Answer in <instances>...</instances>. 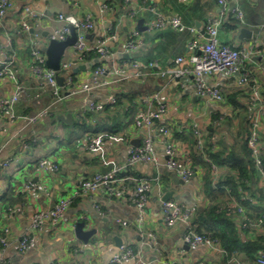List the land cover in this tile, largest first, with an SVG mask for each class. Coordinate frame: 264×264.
<instances>
[{"label": "crops", "instance_id": "1", "mask_svg": "<svg viewBox=\"0 0 264 264\" xmlns=\"http://www.w3.org/2000/svg\"><path fill=\"white\" fill-rule=\"evenodd\" d=\"M13 2L14 7L0 19V61L3 56L13 60L16 82L7 77L0 78V99L14 94L16 86L22 88L26 95L19 97L15 104L17 115L33 114L52 102L49 88L29 69L30 36L20 28L25 6L42 15L37 30L42 41L50 31L60 26L56 18L61 13L75 18L86 15L93 18L95 26L85 36L88 44L103 37L109 24L117 25L115 34L118 41L109 45L112 60L133 59L141 65V76L93 92V98L97 101L105 100L109 94L116 97V104L106 105L101 113L84 112L85 96L76 93L64 98L50 115L29 128L19 122L8 125L0 121V145H4L0 161L5 159L8 163L6 166L0 165V237L6 243L0 245V256L6 264H109L118 255L117 240L138 251L148 264L174 263L179 260L189 264H224L223 258L202 247H184L181 241L182 228L164 227L160 206L164 200L174 201L180 206L196 205L201 211L215 203L220 205L219 209L233 202L241 205L240 201L229 196L228 190L217 187L220 178L232 174V170L229 165L211 163L207 150L223 152L224 155L239 153L241 140L246 137L243 135L247 133L252 117L253 88L264 100V58L255 57L246 63L250 76L247 86H237L236 75L206 78L207 84L215 87L223 96L220 103L200 98L191 76L166 78L161 77L160 72L170 68L177 56L187 58L197 54L189 48L190 42H204L207 36L206 20L221 12L222 23L217 35L219 44L236 49L264 48V0H225L224 8L216 0H189L186 3L177 0H129L128 3L124 0ZM102 3L107 4L109 9L100 13ZM235 4L243 13L242 22L230 14ZM152 6L166 18L178 16L184 26L193 28L195 32H177L169 26L149 28L147 24L154 16L148 9ZM132 12L136 15L131 20L129 14ZM138 20H142V29L137 28ZM242 28L251 32L250 38H240L239 30ZM133 29L138 32L142 45L133 52L134 56L124 59L123 56L128 54L124 52V40ZM71 51V48L65 51L61 62L70 63L68 74L73 76L72 86L77 90L81 83L90 79L93 65L101 62L97 57L76 59ZM150 62L156 64L154 69L146 67ZM150 95L156 96L166 107L165 113L151 127L158 164L128 165V152L133 147L132 143H141L144 138L145 127L137 128L134 122L147 113L148 105L144 97ZM154 105L155 102H152V107ZM67 115L70 120L63 122L60 117ZM159 126L171 130L169 141L174 145L178 157H190L191 176L183 183L175 184L163 166L165 156L162 140L156 134ZM195 131L202 135L201 150L195 147ZM101 133L118 134L125 138L122 143L107 140L103 143L105 159L112 161L117 169V185L125 186L129 192L135 179H159V186L153 185L148 194L142 218L139 220L137 209L127 194L92 200L76 196L58 223L46 224L42 230L32 232L30 249L19 254L17 239L29 230L30 218L34 213L50 212L60 198L75 195L81 180L111 170V165L102 164L99 154H91L85 149L87 137ZM259 135L264 147V116ZM31 138L36 140L35 144L23 150L20 143ZM40 159L55 164L57 170H35V164ZM254 171L255 176L250 181L245 180L246 186L253 194L259 190L264 197L255 167ZM28 182L36 184L34 192L23 188ZM246 196L252 198L249 192ZM252 199L256 203L253 206L258 207L252 208L254 212L264 207V199ZM117 220L127 221L129 227H122ZM78 223H83L86 231L95 230L86 243L74 235ZM191 224L195 229L200 226L197 215L191 219ZM146 233L154 235L151 246L144 244ZM240 257L246 260L244 256Z\"/></svg>", "mask_w": 264, "mask_h": 264}, {"label": "built area", "instance_id": "2", "mask_svg": "<svg viewBox=\"0 0 264 264\" xmlns=\"http://www.w3.org/2000/svg\"><path fill=\"white\" fill-rule=\"evenodd\" d=\"M74 2L75 0H70ZM180 3H186L189 0H177ZM219 6L226 5L225 0H216ZM128 3L129 0H124ZM14 7L13 0H0V19ZM109 9L105 3L100 4V13ZM153 14V19L148 22L149 28H164L169 26L177 32H195L191 27H186L182 24L178 16L166 18L156 10L154 6L148 9ZM230 14L239 22L243 21V13L235 4L230 10ZM135 12L129 14L130 19L135 18ZM223 12L218 16H211L206 20L205 33L207 35L204 42L192 41L189 48L197 52L187 58L177 56L173 60V65L166 70L160 72L161 77L166 78H181L191 76L194 82L195 91L197 95L205 101H212L220 103L223 101V96L215 88L207 84L206 78L210 76L221 75L224 77L237 76V86L244 87L250 83V76L247 71V62H250L255 57L264 58V48L254 49L253 47L236 49L227 45H221L218 42V29L222 23ZM42 15L29 6L22 9V18L20 21V28L23 32L30 36V72L42 81L50 90L52 102L49 106L43 107L30 115L19 116L15 113L14 107L19 97L25 96V92L19 86H16L14 94L9 97L0 99V121L5 124L12 125L16 122L24 124L26 127H31L41 119L50 115V112L55 106L64 98L73 96L76 93L84 94V112L101 113L106 105H115L116 97L109 94L105 100H94L93 92L102 88H111L113 85L120 84L123 81L130 79H137L140 75V64L133 59L120 60L113 62V54L109 50L111 42L118 41V36L115 34L117 25L109 24L107 32L103 37L97 38L92 44H88L85 39L86 33L93 30L95 24L90 15L82 18H75L73 15L58 14L56 21L60 26L50 31L46 39L42 41L37 30L41 25ZM73 27L76 32V42L71 47L72 56L76 59H81L88 53H93L100 59V64L94 67L90 74V79L79 85L78 89H74L73 76L69 75V62H61L60 69L63 71L65 79L62 86H59L55 79V71L49 69L45 65L46 57L44 48L50 40L63 41L69 35V29ZM142 45V40L138 32L133 29L124 40V52L130 54ZM13 60L7 59L3 56L0 61V78L7 77L16 82V70L13 66ZM148 69H154L156 64L150 62L146 65ZM264 70V68H263ZM264 72V71H263ZM144 102L148 105V111L143 117L135 120L134 125L137 128L145 127L144 138L137 147H131L128 152L127 164H154L157 165V156L155 153V141L151 132V127L155 121H158L165 113L166 107L163 103L157 100L156 96L150 95L144 97ZM152 102L155 105L152 107ZM252 117L248 125L247 147L251 152V159L253 166L257 170L264 189V166L263 156L264 147L259 135L260 124L264 116V100L259 95L256 88H253L251 96ZM4 131V129H2ZM157 135L162 140L165 161L164 168L167 171L175 174L180 180L187 181L191 176V160L188 155L178 157L174 145L169 141L171 130L166 126H159ZM195 147L197 150L202 149V135L195 131ZM112 143H122L125 138L118 134L101 133L87 137L85 142V149L91 154H99L101 162L104 166H112L111 170L103 174H96L91 178L83 179L77 184V191L72 197H63L58 200L50 212H37L30 218L29 230L22 233L17 239V251L19 254L25 253L30 249L33 243L32 232L40 231L46 224L54 225L59 222L65 211L71 206L73 198L76 196H83L89 199L102 196H116L121 197L128 195L131 202L134 203L139 220L142 218L143 211L148 201V194L153 188V185L159 186V179L141 177L133 180V188L128 192V189L123 185L116 184L117 169L110 160H106L103 153L104 141ZM35 139L31 138L29 141L20 143L23 150L29 149L35 144ZM4 145H0V152H2ZM8 163L4 162L2 165L6 166ZM51 169L57 170L55 164H50L45 159H40L35 164V170L42 172ZM23 188L26 191L34 192L37 189L35 183H25ZM252 205L255 201L247 196L241 197ZM96 207V206H95ZM198 206H180L174 201L166 200L161 202L160 213L163 226L167 229L181 227L183 233L181 241L189 248H204L216 254L225 260V264H264V254H258L253 260H243L239 255H231L227 257L225 250L220 244L211 239L204 233H197L191 224V219L199 210ZM233 217L235 223L241 225L242 228H248L255 235L263 233L262 218L254 219L250 217V213L240 205L238 202H233L225 208H220L219 211H224ZM117 223L122 227H129L125 220H117ZM5 232H7L5 230ZM154 235L152 233L145 234L144 243L147 246L152 245ZM6 243L0 237V245L4 246ZM124 262L125 264H148L145 262L138 251H134L128 244L122 243L118 248V255L111 259L109 264H118ZM0 264H6L5 260L0 256ZM163 264H189L183 263L182 260L177 262H164Z\"/></svg>", "mask_w": 264, "mask_h": 264}, {"label": "trees", "instance_id": "3", "mask_svg": "<svg viewBox=\"0 0 264 264\" xmlns=\"http://www.w3.org/2000/svg\"><path fill=\"white\" fill-rule=\"evenodd\" d=\"M87 59L97 57L93 53L84 55ZM98 65V62L93 65V68ZM240 150L238 152H229L224 155L223 152L213 153L207 150V157L211 163L217 165H229L232 174H225L220 178L217 187L219 189L228 190L229 196H232L236 201H240L246 212H251L250 217L254 219L262 218L263 233L255 235L248 228H242L241 225L235 223L230 214L224 211H219V204H213L206 210H198L197 215L200 226L195 229L197 233H204L211 239L216 240L225 250L227 257L231 255L244 256L246 260H253L258 254H264V207L257 212H254L252 204L241 197L246 196V193H251V197L258 200H263L262 193L258 190L254 194L246 186L245 180L250 181L255 176L254 166L251 159V152L247 147L248 131L244 134ZM210 185V184H209ZM258 208V207H256ZM255 208V209H256ZM225 264V260H224Z\"/></svg>", "mask_w": 264, "mask_h": 264}, {"label": "water", "instance_id": "4", "mask_svg": "<svg viewBox=\"0 0 264 264\" xmlns=\"http://www.w3.org/2000/svg\"><path fill=\"white\" fill-rule=\"evenodd\" d=\"M141 25H142V20H138L137 28L142 29ZM239 33H240V38H250L251 37V32H249L248 30L244 28L240 29ZM75 42H76V32L73 27H70L69 35L63 41L50 40L44 48V54L46 57L45 65L47 68L55 71L56 73L55 79L59 86H62L64 79H65V76H62L59 74L63 72L60 69L61 59L64 56L65 51L71 48L75 44ZM132 56H134V53L130 54V56L128 54H125L123 58L129 59V57H132ZM60 119L63 122H66V119L70 120V116L67 115L66 117H60ZM139 144H140L139 142L132 143L133 147H137L139 146ZM5 161H6L5 159L1 160L0 165H2ZM167 175L172 176L175 184L183 183V181L180 180L172 172L168 171ZM83 227H84L83 223H78L75 226L74 235L78 240H81L82 242L86 243L88 238L95 233V230L86 231L83 229ZM121 243L122 242L119 240L116 241L117 246H120ZM184 247L188 248V246L185 244H184Z\"/></svg>", "mask_w": 264, "mask_h": 264}]
</instances>
